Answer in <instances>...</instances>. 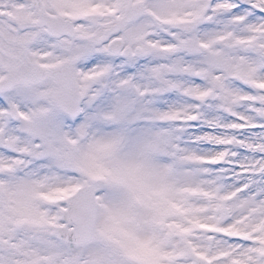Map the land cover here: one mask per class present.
I'll list each match as a JSON object with an SVG mask.
<instances>
[{
  "label": "snow or ice",
  "instance_id": "obj_1",
  "mask_svg": "<svg viewBox=\"0 0 264 264\" xmlns=\"http://www.w3.org/2000/svg\"><path fill=\"white\" fill-rule=\"evenodd\" d=\"M0 264H264V0H0Z\"/></svg>",
  "mask_w": 264,
  "mask_h": 264
}]
</instances>
